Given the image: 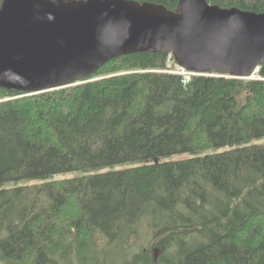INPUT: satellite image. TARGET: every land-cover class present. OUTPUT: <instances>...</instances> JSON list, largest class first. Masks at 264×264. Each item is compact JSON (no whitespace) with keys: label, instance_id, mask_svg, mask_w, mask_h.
I'll list each match as a JSON object with an SVG mask.
<instances>
[{"label":"trees","instance_id":"16d2710c","mask_svg":"<svg viewBox=\"0 0 264 264\" xmlns=\"http://www.w3.org/2000/svg\"><path fill=\"white\" fill-rule=\"evenodd\" d=\"M176 67L149 49L74 85L0 87V264H264V61Z\"/></svg>","mask_w":264,"mask_h":264},{"label":"water","instance_id":"95a60500","mask_svg":"<svg viewBox=\"0 0 264 264\" xmlns=\"http://www.w3.org/2000/svg\"><path fill=\"white\" fill-rule=\"evenodd\" d=\"M3 0L0 87L25 94L80 83L109 60L149 49L198 74L250 78L264 61V12L179 0Z\"/></svg>","mask_w":264,"mask_h":264},{"label":"built area","instance_id":"2783aa9c","mask_svg":"<svg viewBox=\"0 0 264 264\" xmlns=\"http://www.w3.org/2000/svg\"><path fill=\"white\" fill-rule=\"evenodd\" d=\"M178 73H180V74L183 75L185 81L189 80V78H190L191 75L197 74L196 72L184 70L181 67L179 68Z\"/></svg>","mask_w":264,"mask_h":264},{"label":"rangeland","instance_id":"374dc122","mask_svg":"<svg viewBox=\"0 0 264 264\" xmlns=\"http://www.w3.org/2000/svg\"><path fill=\"white\" fill-rule=\"evenodd\" d=\"M170 62V61H169ZM178 70H179V67L177 68L176 67V70H175V72H177L178 73ZM253 77H255V73H254V75H252L250 78H253ZM26 183V182H25ZM111 251H113L114 253H112V254H114V256H118V252H119V249H117V248H114V247H111ZM110 252V251H109ZM116 254V255H115Z\"/></svg>","mask_w":264,"mask_h":264}]
</instances>
